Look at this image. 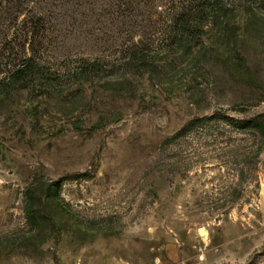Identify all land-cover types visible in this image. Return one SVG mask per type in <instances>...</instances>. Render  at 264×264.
Instances as JSON below:
<instances>
[{
	"label": "rangeland",
	"instance_id": "374dc122",
	"mask_svg": "<svg viewBox=\"0 0 264 264\" xmlns=\"http://www.w3.org/2000/svg\"><path fill=\"white\" fill-rule=\"evenodd\" d=\"M10 1L0 87L36 51L57 78L0 90V264H264V0L155 74L118 60L156 40L163 0L122 19L116 0Z\"/></svg>",
	"mask_w": 264,
	"mask_h": 264
},
{
	"label": "trees",
	"instance_id": "16d2710c",
	"mask_svg": "<svg viewBox=\"0 0 264 264\" xmlns=\"http://www.w3.org/2000/svg\"><path fill=\"white\" fill-rule=\"evenodd\" d=\"M116 1L114 9L119 19L126 18V13L130 11L129 6L133 3L152 4L151 0ZM262 1L163 0L164 5L167 7L162 12L164 13V20L161 23V29L158 32L156 40L150 41L144 47L132 44L130 47L125 48L118 60L122 63V68H124L121 70L123 72L125 70H146L150 74H155L167 67V64L171 61H177L183 56L193 57L194 54L196 56L200 52L199 49H203L205 45L211 44L212 46V44H218L219 46L226 47L230 42L229 39L231 34H233V30L239 28V23L236 21V15L234 14L237 8L242 10L248 17H253L254 11H257V6ZM10 2V0H5L4 11L7 10L5 7ZM13 7H15L14 13H17V10H19V13H22L24 11L22 8H25L24 6H20L17 1L13 2L11 8ZM25 21L26 24H29L28 29L32 27V32L26 29L24 33L25 40H30L31 45L35 43L36 47H39L42 45V40L37 41V39L40 31H43L42 23L44 18L42 15L36 16L35 13L30 12V16H26ZM148 45L149 47H147ZM210 52L213 53V50ZM36 54L38 55L37 51L33 52L30 57L14 58L13 69L7 74L4 86L0 87L1 92H8L11 88L13 90L18 89V86L22 85L19 82L25 83L26 81L33 82V80H39L44 84H53L52 82L57 77L48 65L38 62L36 57H34ZM104 67V64L100 61H84L78 65L75 74L79 76L99 75L105 72ZM124 76L125 74L122 75V77ZM123 80L126 79L123 78Z\"/></svg>",
	"mask_w": 264,
	"mask_h": 264
},
{
	"label": "bare ground",
	"instance_id": "6f19581e",
	"mask_svg": "<svg viewBox=\"0 0 264 264\" xmlns=\"http://www.w3.org/2000/svg\"><path fill=\"white\" fill-rule=\"evenodd\" d=\"M201 234H202V235H204V234H205V232H202V231H201Z\"/></svg>",
	"mask_w": 264,
	"mask_h": 264
}]
</instances>
